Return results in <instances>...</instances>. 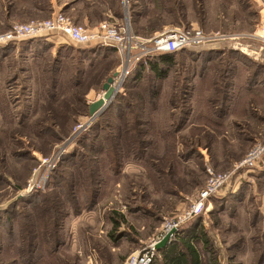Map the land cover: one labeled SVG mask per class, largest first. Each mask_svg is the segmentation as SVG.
<instances>
[{
	"label": "rangeland",
	"instance_id": "374dc122",
	"mask_svg": "<svg viewBox=\"0 0 264 264\" xmlns=\"http://www.w3.org/2000/svg\"><path fill=\"white\" fill-rule=\"evenodd\" d=\"M126 1L0 0V34L62 12L87 27L126 17L142 37L192 27L241 40L179 53L165 78L146 71L91 120L88 107L120 57L86 56L58 35L50 36L63 43L58 53L29 57L10 53L21 43L1 47L0 264H124L177 223L211 174L232 178L200 216L178 224L166 246L195 221L208 242L207 249L195 244L203 264H264V122L243 112L226 133L200 121L211 105L196 100L203 83L217 89L219 65L244 60L236 53L248 43L245 53L258 57L242 62L264 68V0ZM253 35L263 37L249 42ZM217 98L213 109L222 108ZM252 106L264 117V101ZM255 152L256 166H243ZM58 155L51 171L39 167Z\"/></svg>",
	"mask_w": 264,
	"mask_h": 264
},
{
	"label": "built area",
	"instance_id": "2783aa9c",
	"mask_svg": "<svg viewBox=\"0 0 264 264\" xmlns=\"http://www.w3.org/2000/svg\"><path fill=\"white\" fill-rule=\"evenodd\" d=\"M122 3L126 5L127 1L122 0ZM126 19L127 18L124 17L120 23L116 21H103L95 27H87L84 25H76L62 12H57L44 21L12 25L5 33L0 34V47L17 45L22 42L38 39L47 40L48 38H54L50 36L58 35L63 36L65 39L72 42L75 47H100L112 49L121 60L119 67L114 72L116 73V77L113 78L111 84V87L118 94L122 91L125 80L133 74L137 67L154 56L179 53L184 50L196 49L198 47H209L217 43L222 45L227 42L241 40V37L228 38L226 35H209L199 28L192 27L190 29H169L160 33H154L149 37H142L132 31L131 24ZM263 36L253 35L249 37L248 41H255ZM260 42V50H262L264 48V37L263 40L260 39ZM236 43L235 46L242 47L240 46V43ZM233 48L238 49L235 47ZM245 48L249 49V43L246 47L239 48V50L241 53L256 61L258 53L255 51L245 53ZM251 53L254 54V57L251 56ZM102 97L103 91H101L99 99ZM87 118L91 120L95 117L88 116ZM77 127L80 130L84 129L85 125L79 124ZM64 153L65 150L61 155ZM59 157L60 155L49 160H39V167L43 166L47 168L48 171H51L54 168L52 163L58 161ZM258 157L259 156H257L256 152L251 154L250 157L243 162V166L254 168L256 166L255 162L259 159ZM237 169H240V167ZM48 176H43L42 179L44 182L47 180ZM231 178V174L217 176L211 174L205 187L198 193L197 201L190 206L188 211L185 212L182 217L179 218L177 223H175L174 226L166 224L164 231L160 235L153 239L149 245L144 246L141 249H138L137 252L131 254L124 264H152L158 255L156 245L163 239V237L173 229L176 232L178 229L177 226H179L178 224L181 222L200 216L209 199L222 190L223 187L229 183ZM34 186V184H30L28 188L31 190ZM174 234L175 233H173L169 239H171Z\"/></svg>",
	"mask_w": 264,
	"mask_h": 264
},
{
	"label": "crops",
	"instance_id": "0c3cea01",
	"mask_svg": "<svg viewBox=\"0 0 264 264\" xmlns=\"http://www.w3.org/2000/svg\"><path fill=\"white\" fill-rule=\"evenodd\" d=\"M23 2L29 3L27 1ZM42 42H47L51 44V46L46 50L45 47L49 45H42ZM61 44L63 43L61 39L58 38L26 41L23 45H18V47L15 50L10 51V53H22L29 57H34L33 53L39 55V53L43 52L48 53L50 50V53H58L62 48ZM0 53L4 52L0 51ZM220 54H222V56L225 55L224 53ZM236 54L241 56L244 60L235 61L236 64L233 65H227V63L225 65H219L216 71L211 69L210 72L215 71L218 76L217 89L213 88L210 82L206 87L205 85L207 83H203L201 86L204 88V94L201 98H195L200 106L211 105L208 112H205V110L202 109V112L199 113L201 114L200 121L220 125L224 127L226 133L231 130L232 127L237 129L235 123L237 120L236 117H239L243 112L245 113L243 117L250 122H254L253 124H256L258 121L264 122V117L260 115L257 107L255 106L254 108L252 106L254 102L264 101V85L262 84V80L264 81V73L261 74L262 77L258 76L259 74L257 73V70L264 71V68L259 66L256 68L248 66L249 62L256 61H252L250 57L243 53H241L242 55L239 53ZM242 61H246L248 65ZM252 68L256 69L254 73L252 72ZM218 81H220L219 85ZM222 82L224 83L222 84ZM212 89L215 90L212 93H209ZM217 93L220 94L222 108L216 107L213 109L212 104L219 102Z\"/></svg>",
	"mask_w": 264,
	"mask_h": 264
},
{
	"label": "trees",
	"instance_id": "16d2710c",
	"mask_svg": "<svg viewBox=\"0 0 264 264\" xmlns=\"http://www.w3.org/2000/svg\"><path fill=\"white\" fill-rule=\"evenodd\" d=\"M38 40H44V39H38ZM33 41H35V40H33ZM21 44L23 45V42ZM43 44L49 45V46H47L48 48L51 46V44H49L47 42H44ZM74 48L76 50H80V51L91 52V53L85 54L86 56H89L88 54H93L94 56L97 54V55L101 56V58H105L108 56H115L116 55L114 50L108 49V48L107 49L106 48H100V47H93V48L74 47ZM0 51H2V50L0 49ZM185 51L186 50L181 51L179 53H182ZM179 53H170V54H165V55H160V56H154V57L146 60L144 63L140 64L137 67V69L133 72V74L125 80L124 85L127 82L130 85H132V83L134 85H136L141 80V77H142L141 75H143L146 71H149L156 78H165L169 68L174 63L175 57ZM0 54H2V53H0ZM36 54L37 53H33L34 56H37ZM124 85H123V87H125L127 84L125 86ZM122 90H123V88H122ZM118 94L115 96V98L111 102L112 105H113L115 99L121 98L120 96H118ZM110 105L111 104H109V106ZM122 109H125L128 111L127 106L122 107ZM121 118H123V115H121L120 119ZM81 146L83 147L84 145H81ZM113 148H115V146H113ZM93 197H95L94 193H93ZM120 219L122 220V217H120ZM115 225H117V224L115 223ZM200 230H201V227H200L199 222L195 223V221L193 223H191L187 228L180 230L179 233H181L182 237H179L177 241L169 243L167 246H165L164 248H162L161 250L158 251V255L156 258H158V257L161 258L160 264H203L201 257H200V254H199V251L197 250L195 244L197 242L201 241L204 243V245H203L204 249H207L208 242L206 239L200 240V237L197 236V233ZM155 262H156V259L153 261L152 264H155Z\"/></svg>",
	"mask_w": 264,
	"mask_h": 264
},
{
	"label": "water",
	"instance_id": "95a60500",
	"mask_svg": "<svg viewBox=\"0 0 264 264\" xmlns=\"http://www.w3.org/2000/svg\"><path fill=\"white\" fill-rule=\"evenodd\" d=\"M114 77H116V73H113V75L110 78H108L106 82L103 84L102 86L103 97L89 105L88 113L90 117L96 118L100 116L115 98L117 92L114 91V89L111 87ZM173 233H175L174 229L163 237V239L156 245L157 251L161 250L166 246L169 238Z\"/></svg>",
	"mask_w": 264,
	"mask_h": 264
}]
</instances>
